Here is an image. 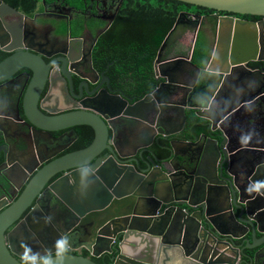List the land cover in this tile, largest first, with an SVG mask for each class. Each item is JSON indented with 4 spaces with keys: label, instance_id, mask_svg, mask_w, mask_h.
<instances>
[{
    "label": "water",
    "instance_id": "water-1",
    "mask_svg": "<svg viewBox=\"0 0 264 264\" xmlns=\"http://www.w3.org/2000/svg\"><path fill=\"white\" fill-rule=\"evenodd\" d=\"M175 1L218 13L264 17V0ZM1 5L7 7L0 1ZM183 17L191 18L179 14L157 54L154 72L159 80L152 96L136 103L128 95L116 97L106 88L100 91L104 94L103 110L46 116L36 107L47 71L43 61L38 56L19 54L0 64L1 72L20 67L35 72L44 69L25 92L34 130L50 135L56 130L87 126L93 132L88 147L64 154L40 169L39 164L32 170L14 164L19 173L15 177L24 175L29 181H25L18 200L0 214V264H22L12 253L26 225L34 224L32 214L7 235V244L6 230L35 199L40 205L44 194L57 193L55 189L64 186L69 189L70 201L61 196L67 209L58 215V220L66 222L69 218L70 222L62 234L69 236L72 252L85 250L89 255L67 254L63 264H97L92 257L105 254L110 256L111 264H228V252H234L237 259L240 256L235 240L250 233L251 239H243L242 244L252 241L254 247L264 242V237L257 239V234L264 235V190H255L257 182L264 180V129L256 134L259 141L255 144L242 143L232 136L244 121H263V104L256 103L249 118L241 114L255 105L252 97L236 100L227 108H208L213 96H209L206 106L202 101H206L207 93L197 82L189 85L175 79L183 74L180 64L194 65L191 57L161 59L168 38ZM213 19L217 34L205 74L224 80L238 73L239 79L254 82L252 87L264 84V70L254 71L249 65L256 58V24L231 16L216 15ZM200 25L196 24L197 29ZM197 34L198 30L195 39ZM260 74V81L252 80ZM101 87L97 86L92 95ZM100 92L92 100L97 101ZM187 109L204 121L198 123L200 129L188 124ZM131 124L145 126L141 140L144 144L133 154L124 155L118 146L119 133L123 126ZM181 134L186 139L180 141ZM160 140L168 142L169 147L159 144ZM58 142L59 148L65 145L58 152L62 153L67 141ZM177 142L184 150L176 151ZM154 143L170 154L160 157L151 148ZM44 144L47 152L54 148V144ZM57 175L60 177L48 185ZM77 181L84 182L80 184L82 190ZM74 182L75 187L71 186ZM50 218L54 223V216ZM43 223L42 227L49 229L48 223ZM49 253L54 254L55 249Z\"/></svg>",
    "mask_w": 264,
    "mask_h": 264
},
{
    "label": "flooded vegetation",
    "instance_id": "flooded-vegetation-1",
    "mask_svg": "<svg viewBox=\"0 0 264 264\" xmlns=\"http://www.w3.org/2000/svg\"><path fill=\"white\" fill-rule=\"evenodd\" d=\"M0 1L7 6H0V64L8 58L19 54L38 56L43 61L47 70L45 82L39 96L36 98V107L42 114L54 117L64 113L90 111L95 108L103 110L102 101L104 94L100 91L106 88L113 92L116 97L128 95L133 99L132 103H136L146 96H152L159 80V77H156L154 72L155 62L149 86L141 93L135 90L136 86H134L132 78L126 77L123 72L118 74L117 79L112 78L109 71L115 62L108 61L105 57H102L103 54L96 50L100 38L98 34L108 25L111 28L115 24L118 15L124 7L125 0H40L34 8H31L30 1ZM183 13L191 18H188V20L183 17L181 25L178 26L179 29H185V31L196 30V32L198 30L197 39L194 38L192 54L189 56L181 51L184 42L175 38L174 33L169 44L165 46L161 56L162 60L172 58L188 59V57H191L193 62V53L195 44L199 41V32L205 29L208 35L210 33L211 35L213 34V43L211 48L209 46L208 52L209 61L217 34V22L213 17L216 15L218 17L231 16L256 24V58L249 65L254 71L264 70V17L240 16L218 13L216 11L203 14ZM199 22L201 25L197 29L196 24ZM80 24L83 27L79 32ZM208 61L204 66L194 62V65L189 63L180 64L178 68L183 70V74L181 72L175 79L189 85H194L196 82L199 85V83H208L213 80L221 82L223 87L220 91L214 93V97L209 102V95H207L206 101H202L204 103L208 102V108L218 107L223 109L234 105L236 100L252 97V99L256 100L255 105L243 109L241 115L249 118L248 116L253 115L255 112L256 103L263 104V121H256L254 125L250 126L254 130H263V82L260 86L252 87L254 82L249 79H242L243 84H240L242 86L239 90L234 91L229 88L232 77L221 80L217 76H207L205 74L204 69ZM43 72L44 69L42 72L41 69H37V72H35L25 67L7 72L0 71V78H5L0 82V214L18 200L23 192L24 185L29 181L24 175H18V178L15 177L19 173L16 172L14 164L20 163L24 168L30 170L39 164L37 169H40L64 154L84 149L91 144L87 143L85 137L86 130L90 129L87 126H74L64 130H56L52 131L50 135L41 134L34 130L31 123L32 120L28 116L31 111L26 109L25 92L34 77L36 78L37 75ZM260 78L261 74L252 77V80L260 81ZM100 84L102 87L92 95ZM99 92L101 93L99 94V99L97 101L92 100L93 96ZM231 96L233 98H230ZM225 97L229 99V102L222 103ZM42 107L46 110H43ZM198 120L200 121L198 123L202 124L200 118ZM130 126L141 127L142 131L145 128L144 125L139 126L137 124H131ZM61 139L67 141V147L62 153H58L65 147L64 145L59 148L58 141ZM178 139L182 141L186 138L181 134ZM44 143L54 144V148L47 152ZM159 144L169 147L168 142L163 140H160ZM151 148L155 149L160 157H167L170 154L168 150L157 148L155 143ZM175 148L177 152L184 150L181 142L175 143ZM51 156L53 157L48 159ZM42 161L43 163H41ZM59 177L60 175H57L51 179L48 185ZM260 182H264V180ZM14 184L17 187H22L17 189L13 186ZM72 185L75 187V182ZM77 187L79 188L80 184ZM260 188L264 190V187ZM55 191L57 193L50 191L44 194L43 199L40 200V205L36 204L35 199L16 223L5 232L7 244V235L18 224L25 223L26 217L32 214L31 219H33L34 224H31V226L26 225V229L22 231L21 236L16 240L17 243L14 246L16 252L12 253L21 263L24 251L22 244L30 245L34 252H39L41 255L46 252L49 253L52 248L55 249V241L62 235L65 227L70 222L68 217L66 222L58 220V215H61L67 209L66 202L60 198L61 196L67 198L65 200L69 202V189L64 186L63 188L55 189ZM75 194H78V192H74ZM50 216H54V223L46 219ZM43 220L48 223L49 229L45 230L46 227H42V224H45ZM236 234L241 235L242 233L236 231ZM262 237H264L263 234H257V239H262ZM246 238L251 239L250 233L235 240V246L239 247L240 256L237 259L234 252H228L230 259L228 264H264V242L259 246L252 247V241L242 244L243 239ZM249 245L251 247H248ZM70 253H77L86 257L89 255L85 250L73 252L70 250L67 254ZM105 255L92 257V260ZM107 264H111L110 256Z\"/></svg>",
    "mask_w": 264,
    "mask_h": 264
},
{
    "label": "trees",
    "instance_id": "trees-1",
    "mask_svg": "<svg viewBox=\"0 0 264 264\" xmlns=\"http://www.w3.org/2000/svg\"><path fill=\"white\" fill-rule=\"evenodd\" d=\"M23 1H30L31 8H34L40 0ZM183 12L203 14L215 11L175 0H125L117 21L100 36L96 46L102 57L115 62L109 71L112 78L117 79L118 74L123 72L126 77L132 78L135 90L143 93L149 86L159 49ZM79 26L80 32L83 26ZM178 29L170 35L166 44ZM198 44H195L193 62L204 66L208 57L205 48L199 50ZM198 121L192 120L194 127L200 129ZM85 134L87 143H91L93 132L87 129ZM93 260L97 264H107L109 256Z\"/></svg>",
    "mask_w": 264,
    "mask_h": 264
},
{
    "label": "crops",
    "instance_id": "crops-1",
    "mask_svg": "<svg viewBox=\"0 0 264 264\" xmlns=\"http://www.w3.org/2000/svg\"><path fill=\"white\" fill-rule=\"evenodd\" d=\"M180 35V34H178ZM178 40H183L182 36H178ZM193 41V40H192ZM195 41V39H194ZM193 44L190 48V51L185 52L186 54H188L190 56V54H192L193 51ZM205 52H206V56L208 57V52L209 49L205 48ZM207 76H209V74H206ZM232 79L230 80V87L232 90L237 91L239 90V88L242 86H240V84H243V81L241 79H239V74L235 73L233 74V76H231ZM223 84L221 82L217 83L213 80L212 82H208V83H199V87L202 88V90L206 93H208L207 95L209 96H213L214 97V93H218V91H220V89L223 87ZM239 85V86H238ZM230 98H233L232 96ZM228 100V101H227ZM229 102V99H227V97L223 98L222 103H227ZM186 115L188 117V124H193L192 120L193 119H198L194 116V112L190 109L186 110ZM201 120V119H200ZM202 123L204 122L203 120H201ZM200 122V121H199ZM231 122V121H230ZM254 125V123H250L249 121H244L242 123V128L240 130H234L232 132H234V134H232V136L236 139H239V141L241 140L240 138L242 136H248L251 135V139L249 140L250 143H258L259 140L256 139V134L259 133L258 130H254L252 129L250 126ZM229 126L231 127V123H229ZM232 126H235L234 123L232 122ZM145 128L142 131L141 127H135V126H124L120 132L119 135V148L121 150V152L124 155H131L134 152L138 151L137 148L141 147L144 144V141L142 140V136L141 134L144 133ZM122 136V137H121ZM78 184H83V181H77ZM81 187H79V190H82ZM229 215V214H228ZM230 216V215H229ZM230 221H232V218L230 216ZM227 224V223H226ZM227 226L230 228L231 226L229 224H227ZM170 264H177L176 262H172Z\"/></svg>",
    "mask_w": 264,
    "mask_h": 264
},
{
    "label": "clouds",
    "instance_id": "clouds-1",
    "mask_svg": "<svg viewBox=\"0 0 264 264\" xmlns=\"http://www.w3.org/2000/svg\"><path fill=\"white\" fill-rule=\"evenodd\" d=\"M251 135L242 136L241 142L247 143L251 139ZM260 187H264V182H257L255 190H259ZM50 221V217L46 218ZM24 249L21 257L22 264H63V261L67 253L71 250L70 239L67 234H62L54 243L55 253H45L41 255L39 252H34L30 245L22 244Z\"/></svg>",
    "mask_w": 264,
    "mask_h": 264
},
{
    "label": "rangeland",
    "instance_id": "rangeland-1",
    "mask_svg": "<svg viewBox=\"0 0 264 264\" xmlns=\"http://www.w3.org/2000/svg\"><path fill=\"white\" fill-rule=\"evenodd\" d=\"M177 32V33H176ZM175 32L174 37L178 38V36H182L183 39V47L181 48V51L188 52L190 51V48L192 46V43L194 42V38H195V34H196V30L195 31H185V29H179ZM180 34V35H178ZM185 34V35H184ZM193 40V41H192ZM198 49L200 50V48H207L209 49V46L211 48V45L213 43V34L208 35V32L203 29L201 30V32H199V36H198ZM189 53V52H188Z\"/></svg>",
    "mask_w": 264,
    "mask_h": 264
}]
</instances>
